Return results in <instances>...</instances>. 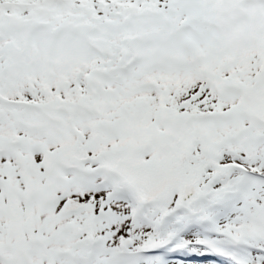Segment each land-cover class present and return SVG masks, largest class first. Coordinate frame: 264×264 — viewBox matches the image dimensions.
Returning a JSON list of instances; mask_svg holds the SVG:
<instances>
[{
	"label": "snow or ice",
	"instance_id": "1",
	"mask_svg": "<svg viewBox=\"0 0 264 264\" xmlns=\"http://www.w3.org/2000/svg\"><path fill=\"white\" fill-rule=\"evenodd\" d=\"M0 264H264V0H0Z\"/></svg>",
	"mask_w": 264,
	"mask_h": 264
}]
</instances>
